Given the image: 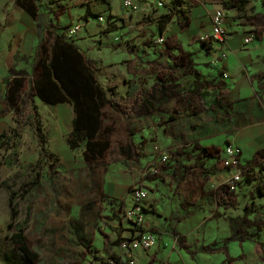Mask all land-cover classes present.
I'll list each match as a JSON object with an SVG mask.
<instances>
[{"label": "rangeland", "instance_id": "374dc122", "mask_svg": "<svg viewBox=\"0 0 264 264\" xmlns=\"http://www.w3.org/2000/svg\"><path fill=\"white\" fill-rule=\"evenodd\" d=\"M80 1L82 0H40L42 26L45 28L48 25L54 8L67 7L68 13L61 17L60 33L65 39L75 43L86 58L95 61L96 78L105 88L117 87L118 92L125 96L128 81L141 79L140 82H147V86L154 85L157 81L155 71L163 72V67L168 63L159 57L154 47L163 52L168 49V45L176 47L178 42L173 36L180 40L186 32L177 25L175 16L167 31L168 35H172L168 44L166 45L165 40L163 44L154 42V47L146 46L149 41H157L159 37L157 27L150 24V19L170 13L174 8L172 0H129L134 9L126 8V0H121L118 10L122 16H109V10L101 3H96L97 6L100 5L98 8L92 4L87 14L86 7L80 6ZM188 1L190 5L185 4V7L189 9L197 7L202 10L211 5L209 11L206 10V14H203L206 19L202 18V23L210 20V28L200 29L195 38L192 36L180 40L186 50L202 55L201 42L211 35L212 17L221 3L219 0ZM262 1L264 2L251 0L248 10L251 20L238 19L236 11H229L226 19L229 39L235 35V38L243 40L245 33L264 29ZM17 11L14 0H0V18L3 19L5 15L9 17L4 25H0V47L5 45L3 32L11 27L13 32L11 30L8 35L13 46L7 55L20 53L23 59L18 68L29 69L41 34L33 27L18 29L17 25L20 24ZM99 16L105 22H100ZM112 17L116 19L112 20ZM130 17H134V20H130ZM145 17L147 18L144 20ZM74 26H81V30L70 37V30ZM197 58V65H207V71H210L209 68L213 67L211 61L202 56ZM12 62L14 63L13 59ZM191 81L190 77L182 80L185 84H190ZM1 85L3 87V83ZM154 87L162 88L159 85ZM27 92L25 99L30 97V91ZM151 92L149 97L161 100L167 94L164 89L152 91L151 88ZM1 101L0 96V134L15 126L16 117V111L9 104L2 105ZM36 103L47 132V146L60 156L61 161L40 169L39 183L33 191L20 195L16 202L18 214L14 216L9 200L10 190L3 183L12 179L13 190L23 192L21 187H26L25 183L33 177L31 170L38 161L39 146L31 126L24 125L22 136L16 145L17 154L12 155L13 149H0V264H32L11 240L12 234L18 232V229L26 230L30 248L38 253L39 258L35 264H100L98 258L108 264H112L114 259L119 260L116 264H126L123 259L126 258V250L122 244L115 245L117 235L107 227V217L113 212L122 211L119 218L127 220L125 214L132 207L128 206L129 203L133 205V192L137 188H144L147 192L143 206L147 205L154 193L161 192L159 195L164 198L179 196L175 190L176 184L163 180L168 178V173L171 174L167 171L170 163L173 165L174 157L182 152V149L175 150L172 139L164 132V125H169L161 122L157 116L149 119L143 117V113L151 108L145 105L143 96L126 102L134 113L130 121L105 109L106 113L111 114L109 123L114 127L110 137L111 144L105 150L101 162L92 165L86 162L83 148L72 150L68 145L67 139L72 130V107L68 104L48 106L37 100ZM164 118L166 116H162ZM222 118L220 113L214 118L208 116L200 120L181 121V126L179 123L175 124L176 127L171 126V129H176L179 133L185 132L186 141L176 144L185 146L194 142H221L222 138L217 136L219 133L215 130V124L217 119L221 121ZM129 126L136 133L132 138L130 136L133 133L127 131ZM195 133L198 135L195 136ZM129 141L134 143L135 149L144 143V150L138 151L141 155L139 162L128 160L120 154L121 147ZM164 153L168 154L169 159L161 165L160 157ZM134 157H138L137 154ZM9 160L14 161L13 164L8 163ZM155 163L160 164V169L158 174L153 175L150 169ZM146 221L152 222V217H147ZM12 222L14 226L11 225ZM119 223L120 220L117 219L113 224Z\"/></svg>", "mask_w": 264, "mask_h": 264}, {"label": "crops", "instance_id": "0c3cea01", "mask_svg": "<svg viewBox=\"0 0 264 264\" xmlns=\"http://www.w3.org/2000/svg\"><path fill=\"white\" fill-rule=\"evenodd\" d=\"M184 1L190 5L189 1ZM196 1L204 2L206 0ZM14 4L18 8L20 24L17 25L18 29L33 27L40 32L41 40L35 49L29 69H19L18 65L22 62L23 56L18 52L14 55H7L8 50L13 46L11 37L9 38L8 35L12 29L8 27L3 32L5 45L0 47L2 105H10L6 83L9 78L27 76L30 82L28 91H30L33 69L40 56V48L47 37V32L52 29V26H57V33L63 35L60 33L59 25L61 17L68 13L67 7L58 6L59 8L64 7L59 20L54 19L52 10V18L44 28L41 20L42 11L38 20H35L26 9L17 3V0H14ZM39 4L41 5L40 0ZM92 4L96 8L100 7L96 3ZM102 5L109 10V16H122L118 10L121 0H110V5ZM80 6L82 5L80 4ZM262 6L264 7L263 1ZM210 8L211 5H207L202 10L192 7L190 23L187 27L182 28L177 22L181 30L186 31L180 40L189 39L192 36L195 38L197 31L210 28V20L202 23V18L206 19L203 14H206V10ZM219 9H223L222 4ZM225 12L227 19L229 11L225 10ZM248 16V11L244 18H240L237 12L238 19L251 20L252 17L248 18ZM8 19L9 17L6 15L3 19L0 18V25H4ZM115 19L112 17V20ZM129 19L134 20V17ZM226 19L225 28L228 32L229 26ZM98 20L100 21V18ZM171 23L168 24L163 35L166 39L172 37L167 34ZM202 24L203 28H201ZM245 34L243 40L235 38L234 35L230 39V36L227 37L225 43L201 42L202 55L201 53L195 55L194 52L186 50L177 36L173 37H176L178 46H167L168 49L165 52L156 49L153 45L156 41L151 40L146 46L154 47L159 57L168 62L163 67V72L156 73L155 71L154 76L157 81L154 85L147 86L148 83L140 82L141 79L140 81H128L126 82V95L122 96L117 87L105 88L98 81L107 91L114 88L120 94L119 103L122 110L116 112L111 107H107L106 110L109 109L120 115L121 118L130 121L134 113L126 102L138 100L143 96L145 105L151 106L143 113V117L149 119L157 116L161 122L168 124L169 127L164 125V132L172 139L175 150L181 151L182 149V152H179L172 160L173 165L170 163L168 167L167 172L171 174L168 173V178L163 179L176 184L177 189L175 190L179 196L164 198L159 195L161 192L154 193L147 205L144 204V231L156 235L157 245L150 251L137 250L130 253L126 251V258H123L126 264L129 259H134L136 264H264V170L255 169L241 183L238 191L233 193L228 188V179L232 171L225 169L222 165L224 150L229 145L241 149V158L244 164L264 158V29ZM246 39L252 40L245 43ZM227 49L228 51H226ZM197 56L211 61L213 67L209 68L210 71H207V65H197ZM248 67L250 71H248ZM224 73L228 74L227 79L224 78ZM187 77L192 79L190 84L182 82ZM1 83H3V87ZM130 85L133 88L136 87V92L133 94L129 93ZM155 85L161 86V89L167 92L164 95V100L149 97L152 93L151 88L152 91L161 90L154 87ZM179 92L192 99L194 106L186 107V104L180 101ZM107 93L108 96H111L110 90ZM27 100L33 101L39 107L36 100H40L34 98L32 94ZM210 100L212 101L210 102ZM60 105L66 104L48 106ZM163 107L166 109H160ZM220 113L223 118L221 121L216 120L215 130L219 133L217 136L222 138L221 142L212 141L207 144L194 142L185 146L181 143L176 144L182 140L186 141L185 132L179 133L176 129H171V126L176 127L175 124L181 121L200 120L208 116L214 118ZM162 116H166V119H162ZM179 126H181L180 123ZM127 131L133 133L131 138L136 134L130 126L127 127ZM197 135L198 133H195V136ZM129 144H132L134 153L144 150V143L137 149L132 141L126 145ZM141 148L142 150H140ZM140 157L133 160L139 162ZM128 206L130 207L132 204L129 203ZM114 215L115 212L107 217L106 225L117 235L115 245H120L117 244L119 236L109 226L121 228L122 239L131 240L139 236L140 231L128 220L116 218L115 220L119 219L120 223L119 225L113 224L115 220L110 219ZM147 217H152V222L146 221ZM99 263L102 264V261L100 260Z\"/></svg>", "mask_w": 264, "mask_h": 264}, {"label": "trees", "instance_id": "16d2710c", "mask_svg": "<svg viewBox=\"0 0 264 264\" xmlns=\"http://www.w3.org/2000/svg\"><path fill=\"white\" fill-rule=\"evenodd\" d=\"M54 2V0H50ZM224 10H236L240 18L247 15L248 6L251 0H219ZM17 3L26 9L35 20H38L41 13V5L39 0H17ZM92 3H101L110 5V0H82L81 5L87 7V14L90 12ZM174 6L170 13L161 15L159 18L151 19L150 23L155 24L159 30L160 37H163L169 23L176 16L177 21L182 28L187 27L190 23V9L185 7L184 0H172ZM64 7L53 9L54 19L59 20ZM103 18V17H98ZM249 18V16H248ZM104 19V18H103ZM105 22V21H104ZM58 27L52 26L47 32V37L41 45L39 58L35 63L33 76L31 80L30 95L38 98L46 105L69 104L73 110L72 130L68 136L67 142L72 150L84 149V157L88 164H98L105 156V150L110 146V137L113 135L114 127L110 125V114L105 112L107 107H111L114 111L120 112L122 107L119 103L120 94L114 89L108 91L101 86L95 74V61L86 58L79 48L71 41L65 39L64 35L57 33ZM259 38V36H258ZM166 45L168 40L166 39ZM203 43H213V39L202 41ZM153 41L151 42V44ZM165 43V42H164ZM153 46V45H150ZM170 45H168L169 47ZM8 90L7 98L10 105L16 111L14 118V127L0 134V149H13L12 155L17 154L16 145L22 136V128L24 125H30L39 146V158L32 168V179L25 183L23 190H13L14 180L3 183L10 190V206L13 215L16 216V202L20 195L33 191L40 180V169L52 166L61 161L58 154L52 152L48 146V136L45 130L42 117L38 107L33 101L24 98L28 90L29 79L27 76H15L6 81ZM129 93L136 92V87L130 85ZM180 101L186 104V107H193L194 102L181 92ZM132 144L122 146L120 154L126 159H138L140 153H134ZM142 150V148L140 149ZM138 157H134L136 155ZM14 161H8L13 164ZM223 165V162H222ZM224 167V166H223ZM119 213L110 220L119 218ZM144 212V211H143ZM14 222L11 223V225ZM10 225V226H11ZM14 226V224H13ZM118 233L119 239L117 244L128 239L121 238V228L111 227ZM13 244L22 252L26 260L35 264L38 260V253L30 248L29 240L26 236V230L18 229V232L11 236ZM98 260H101L98 258ZM116 263L118 259H114ZM102 264H108L102 261Z\"/></svg>", "mask_w": 264, "mask_h": 264}, {"label": "built area", "instance_id": "2783aa9c", "mask_svg": "<svg viewBox=\"0 0 264 264\" xmlns=\"http://www.w3.org/2000/svg\"><path fill=\"white\" fill-rule=\"evenodd\" d=\"M124 6L128 9H134V5L129 0H126ZM225 19L226 12L223 9H219L212 17V29L211 35L207 36L202 41H206L208 39H213L217 43H224L226 41V37L228 32L225 28ZM100 22H104L103 18H100ZM81 30V26H74L70 30V37L75 36ZM252 39H246L244 42L249 43ZM158 44H163L165 42L164 37H159L156 41ZM226 55H224V58ZM224 78H228V74H223ZM242 151L240 148L229 145L224 150V158L222 160L223 166L227 170H231L232 174L228 179V188L231 192L235 193L238 191L239 186L245 180V178L249 177L253 171L257 168H261L264 170V158L258 159L253 163L244 164L242 163ZM169 159L167 153L162 154L160 157V164H164ZM160 164L155 163L150 172L153 175L159 173ZM133 195V205L125 214V217L128 221L132 222L136 229L140 231L139 236L137 238L131 239L130 241L122 242L123 248L127 252L143 250L150 251L157 245V237L152 232L144 231L145 226V217L143 213V201L147 196V192L144 188H137L134 190ZM120 244V245H121ZM129 264H136L134 259H129ZM112 264H116L115 261Z\"/></svg>", "mask_w": 264, "mask_h": 264}]
</instances>
